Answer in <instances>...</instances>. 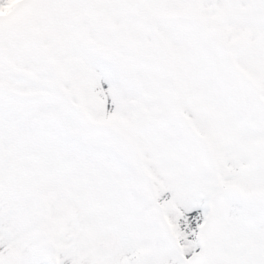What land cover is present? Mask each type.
Instances as JSON below:
<instances>
[{
  "label": "snow or ice",
  "instance_id": "1",
  "mask_svg": "<svg viewBox=\"0 0 264 264\" xmlns=\"http://www.w3.org/2000/svg\"><path fill=\"white\" fill-rule=\"evenodd\" d=\"M0 264H264V0H0Z\"/></svg>",
  "mask_w": 264,
  "mask_h": 264
}]
</instances>
